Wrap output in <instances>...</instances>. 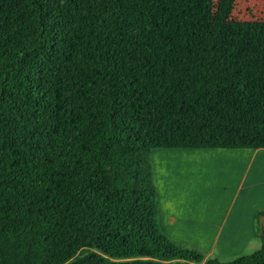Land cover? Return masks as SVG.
<instances>
[{
  "label": "trees",
  "instance_id": "obj_1",
  "mask_svg": "<svg viewBox=\"0 0 264 264\" xmlns=\"http://www.w3.org/2000/svg\"><path fill=\"white\" fill-rule=\"evenodd\" d=\"M237 0H0V264L229 262L166 237L154 149H264V21Z\"/></svg>",
  "mask_w": 264,
  "mask_h": 264
},
{
  "label": "crops",
  "instance_id": "obj_2",
  "mask_svg": "<svg viewBox=\"0 0 264 264\" xmlns=\"http://www.w3.org/2000/svg\"><path fill=\"white\" fill-rule=\"evenodd\" d=\"M199 158H230L234 161L231 175L236 179L227 177L223 180L219 191L222 195L220 209L216 211L208 206L215 211L214 215L206 208L208 187L201 190L195 183L200 168L211 169L206 164L196 167L193 161ZM263 159L264 149L152 150L159 223L161 227V218H168L169 226H165L167 232L164 231L168 238L188 242L185 243L188 247L198 250H204L205 246L211 250L206 260L212 255L221 259L230 256L231 252L240 254L254 245L259 218L264 214V191L256 178L264 174V169H254L253 165L256 160ZM197 197L203 198L200 209H206L202 213L194 203ZM208 236L211 241L203 243Z\"/></svg>",
  "mask_w": 264,
  "mask_h": 264
},
{
  "label": "rangeland",
  "instance_id": "obj_3",
  "mask_svg": "<svg viewBox=\"0 0 264 264\" xmlns=\"http://www.w3.org/2000/svg\"><path fill=\"white\" fill-rule=\"evenodd\" d=\"M219 0H215L217 3ZM232 20L235 21H264V0H237L236 5L233 10ZM197 166L206 164L211 167V169L205 168V169H199L198 173L195 176V183L198 188L201 190L204 186L208 187V196H207V202L209 203L206 205V208L209 206H212L211 208L218 211L220 209V202L222 200V195L219 193L222 185L223 180L227 177H231V180L236 179V176L231 175L232 174V166L234 165V161L230 158H218V159H204L199 158L195 159L193 161ZM254 169L263 168L264 169V159L256 160L255 164L253 165ZM231 175V176H230ZM256 181L262 186V190L264 191V174L260 177L256 178ZM207 184V185H206ZM239 181L237 180L236 185L238 186ZM203 198L197 197L194 201V203L197 205V209L202 213L204 210L200 209L201 201ZM217 205V206H216ZM207 208L209 212H211L213 215L215 214V211L211 210L210 208ZM217 207V208H214ZM216 216V215H215ZM160 219V218H159ZM168 218H161L162 226L160 227L162 233L166 235L165 232L166 228L165 226L168 225ZM262 223V230L263 234L261 232L260 224ZM160 225V223H159ZM165 231V232H164ZM216 232V230H215ZM258 236L256 235V240L254 245L251 244L246 250H243L240 254L238 252L234 253L231 252V255L225 258H216L215 255H212L210 258H207V260H215L218 259L221 262H229L233 261L234 259L242 256H250L254 254L255 252L261 250L262 248V235H264V214L260 216L259 218V229L257 231ZM179 237V236H178ZM170 238V237H169ZM174 241H177L179 243L187 244L188 242H185L182 240H176L171 239ZM181 241V242H180ZM211 241V236H208L203 240V243ZM192 243V242H190ZM185 244V245H186ZM189 244V243H188ZM196 246H199L198 244H194ZM195 246V247H196ZM203 246V245H202ZM200 247V246H199ZM204 250H199L204 253V255L207 257V253L211 252L210 249H206L205 246H203ZM202 248V249H203ZM198 250V249H197ZM234 253V254H232Z\"/></svg>",
  "mask_w": 264,
  "mask_h": 264
},
{
  "label": "water",
  "instance_id": "obj_4",
  "mask_svg": "<svg viewBox=\"0 0 264 264\" xmlns=\"http://www.w3.org/2000/svg\"><path fill=\"white\" fill-rule=\"evenodd\" d=\"M260 228H261V232H262V234H263V230H262V223L260 224Z\"/></svg>",
  "mask_w": 264,
  "mask_h": 264
}]
</instances>
